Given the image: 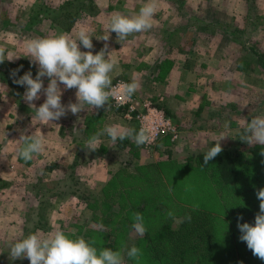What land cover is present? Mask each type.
Here are the masks:
<instances>
[{"label":"rangeland","instance_id":"374dc122","mask_svg":"<svg viewBox=\"0 0 264 264\" xmlns=\"http://www.w3.org/2000/svg\"><path fill=\"white\" fill-rule=\"evenodd\" d=\"M94 1L98 14H82L66 31L52 19L66 0H0V48L17 57L4 63H14L18 77L31 71L35 78L38 65L27 56V40L60 33L75 39L87 27L93 54L107 44L108 57L117 61L112 84L137 81L134 95L163 110L178 136L147 147L132 139L113 143L105 134L99 148L89 151L86 141L106 126L138 129L137 123L111 99L100 109L85 105L76 115L41 122L35 108L24 99L19 105V95L0 79V264H30L10 259L11 244L58 229L95 240L97 249L120 251L125 264L132 241L143 253L137 264H264L253 255L246 259L250 254L237 226L250 224L259 212L256 193L264 188V146L240 140L247 121L264 117V0H158L152 28L120 42L115 32L108 41L96 37L109 34L112 15H135L148 0ZM42 79L47 87L49 78ZM60 87L62 104L75 103L77 90ZM40 97L33 101L37 108L46 99ZM33 131L42 135L44 148L25 162L20 137ZM221 135L227 136L221 147L244 153L232 184L210 168L185 163ZM136 212L144 217V236L132 228ZM178 230L187 233V246L174 236Z\"/></svg>","mask_w":264,"mask_h":264},{"label":"clouds","instance_id":"9594fccd","mask_svg":"<svg viewBox=\"0 0 264 264\" xmlns=\"http://www.w3.org/2000/svg\"><path fill=\"white\" fill-rule=\"evenodd\" d=\"M158 0H148L139 12L132 16L116 13L111 16L108 23V35L96 37L98 40L108 41L110 33L115 32L118 42L125 40L133 33H139L152 28V19L157 11ZM92 32L87 27H81L73 39L67 34L60 33L55 36L33 38L25 42L27 56L33 64L38 65V71L33 78L31 71L26 72L14 82L25 86L23 99L29 106L35 108L36 117L41 122L58 121L71 112L76 115L85 110L84 106L93 109L103 108L109 99L117 93L112 87L111 73L117 67V61L108 57L107 44L96 54H93ZM80 45L89 51H81ZM11 54L6 55V50L0 48V63L6 59L12 61ZM15 70L12 75L15 76ZM43 77L49 78L47 87L44 86ZM60 85L65 89L76 91V102L62 104V91ZM140 87L133 80L124 83L120 89L122 99H131L132 95ZM43 93L46 99L37 108L33 101L39 100ZM225 124V127H229ZM107 134L111 141L132 139L139 145L149 141V131L145 128L140 130L123 128L119 125H109L103 130L92 135L87 141L85 148L89 151L98 149L99 137ZM227 136L221 135L214 146L203 156L206 165L222 152L220 141ZM20 140L23 146L19 149V156L25 161H31L34 154L43 151L44 140L40 133L32 132L30 135L22 134ZM241 141L253 146L259 144L264 146V117H254L246 122L241 132ZM264 156V149L261 153ZM171 191V189H170ZM260 201L259 212L255 216L254 225L249 223H238L241 232L239 239L246 242L252 254L264 260V188L256 193ZM167 216L174 217L173 212ZM184 219L190 220V216ZM242 217H238V220ZM132 228L139 236L147 232L144 217L140 212L132 216ZM183 222V221H180ZM103 230V225L99 226ZM74 235V233H73ZM95 240L86 241L83 237L72 238L62 230H56L47 236L38 233L27 235L25 238L11 244L9 257L12 260L27 258L30 264H125L124 254L108 248L97 249ZM130 260L139 262L143 255L141 249L132 246L126 252Z\"/></svg>","mask_w":264,"mask_h":264},{"label":"trees","instance_id":"16d2710c","mask_svg":"<svg viewBox=\"0 0 264 264\" xmlns=\"http://www.w3.org/2000/svg\"><path fill=\"white\" fill-rule=\"evenodd\" d=\"M76 0H66V2L59 4L56 7V11H59L52 19L61 30L71 31L74 27L75 23L78 21L79 17L83 14L84 16L92 17L98 14L99 8L94 0H82L78 9L71 10V4L75 3ZM79 2V0H77ZM54 23V24H55ZM188 66V65H185ZM15 70V76L12 75L13 71ZM17 66L14 63L7 62V63H0V79L6 84L12 92H16L19 95V99L17 103L19 105H23V93L26 91L25 86H21L16 84L14 81L19 79L20 77L17 76ZM123 112L125 111L122 109ZM132 121V120H131ZM134 122V121H133ZM134 129L136 130L137 126L133 125ZM138 131V129H137ZM127 140L123 141L119 140L118 143L124 144ZM222 152L217 155L213 160L209 161L208 164L203 163V156L207 151L196 152L194 154H189L185 157L186 164H195L197 167H206L210 168L214 173H217L220 179L227 184L235 183L238 180L240 174V166L242 165L244 153L243 150L235 147V148H226L222 147ZM51 169V167H50ZM75 186H70V193L74 189ZM258 212L254 214L251 218L250 224L254 225L255 223V216ZM174 236H179V241L182 242V246H187V233H180V230L176 231ZM133 245V241L129 242L127 245V250L130 249ZM209 247V246H208ZM185 248V247H184ZM210 250V249H208ZM250 255H247V260H251L252 251L247 249ZM211 251V250H210ZM183 253V250H182ZM182 253H179L181 255ZM168 256V254L166 255ZM254 256V255H253ZM244 257V255H243ZM179 258V257H178ZM129 260V258L127 257ZM128 264H137L134 260H129ZM173 264H183V262L178 259ZM248 262V261H247ZM168 264V263H167Z\"/></svg>","mask_w":264,"mask_h":264},{"label":"built area","instance_id":"2783aa9c","mask_svg":"<svg viewBox=\"0 0 264 264\" xmlns=\"http://www.w3.org/2000/svg\"><path fill=\"white\" fill-rule=\"evenodd\" d=\"M124 83L127 82L120 79L112 84L117 94L110 99L115 107L125 110V117L129 121L135 120L139 130L145 128L149 131L150 139L145 145L151 147L159 139L169 135L175 139L178 136L175 123L165 115L163 110L155 106L150 99H140L134 94L131 99H122L120 89Z\"/></svg>","mask_w":264,"mask_h":264}]
</instances>
